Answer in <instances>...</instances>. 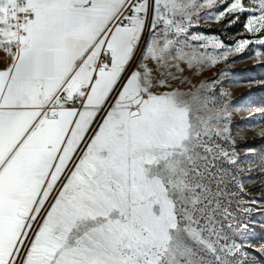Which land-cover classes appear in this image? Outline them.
Instances as JSON below:
<instances>
[{
	"label": "snow or ice",
	"instance_id": "obj_1",
	"mask_svg": "<svg viewBox=\"0 0 264 264\" xmlns=\"http://www.w3.org/2000/svg\"><path fill=\"white\" fill-rule=\"evenodd\" d=\"M215 2L0 0V264H231L241 252L201 181L210 156L234 162L213 139L228 131L209 107L215 81L171 85L181 63L247 47L213 55L175 38ZM244 12L248 32L264 30V0L206 15Z\"/></svg>",
	"mask_w": 264,
	"mask_h": 264
},
{
	"label": "rangeland",
	"instance_id": "obj_2",
	"mask_svg": "<svg viewBox=\"0 0 264 264\" xmlns=\"http://www.w3.org/2000/svg\"><path fill=\"white\" fill-rule=\"evenodd\" d=\"M231 2L216 0L211 8L200 9L193 15L188 31L175 38L182 43L187 40L198 51L213 55L234 49L240 41H249L247 47L238 53L230 51L227 59L214 66L188 68L181 63L182 72L171 69L178 77L171 85L194 91L202 81H215L208 93L214 97V105L209 107L214 106L223 116L218 128L227 127L228 131L213 139L231 154L234 162L219 154L216 158L210 156L207 162H201V181L215 197L210 205L216 208L215 227L242 244L240 253L228 257L231 264H264V137L259 135L264 131V55L259 58L255 55L256 51L264 54V46L258 42L264 39V30L247 31L245 25L250 18L247 12L226 14L219 20L206 15L209 12L219 15ZM196 35L204 39L192 40ZM145 36L150 38L147 30ZM169 36L173 38V34ZM212 41L224 47L213 48ZM139 57L138 51L133 67ZM8 60L0 51V69L6 67Z\"/></svg>",
	"mask_w": 264,
	"mask_h": 264
},
{
	"label": "bare ground",
	"instance_id": "obj_3",
	"mask_svg": "<svg viewBox=\"0 0 264 264\" xmlns=\"http://www.w3.org/2000/svg\"><path fill=\"white\" fill-rule=\"evenodd\" d=\"M147 35V34H146Z\"/></svg>",
	"mask_w": 264,
	"mask_h": 264
}]
</instances>
